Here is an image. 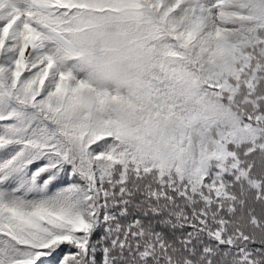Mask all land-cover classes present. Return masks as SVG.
Returning a JSON list of instances; mask_svg holds the SVG:
<instances>
[{
	"label": "snow or ice",
	"instance_id": "obj_1",
	"mask_svg": "<svg viewBox=\"0 0 264 264\" xmlns=\"http://www.w3.org/2000/svg\"><path fill=\"white\" fill-rule=\"evenodd\" d=\"M75 6L0 0V264H264V46L235 88L208 85L255 114L193 144L161 130L196 119L178 102L181 67L171 70L179 88L143 85L135 101L80 77L65 39ZM238 7L176 0L165 15L187 25H172L177 47L214 41L223 56L244 17L262 11Z\"/></svg>",
	"mask_w": 264,
	"mask_h": 264
},
{
	"label": "clouds",
	"instance_id": "obj_2",
	"mask_svg": "<svg viewBox=\"0 0 264 264\" xmlns=\"http://www.w3.org/2000/svg\"><path fill=\"white\" fill-rule=\"evenodd\" d=\"M241 2L228 0L229 10L239 13ZM159 3L160 0H74L76 6L70 10L71 21L65 32L67 55L97 90L132 101L136 100L138 78L162 71L176 84L171 70L181 67L182 98L189 102L196 119L190 124L177 119L162 121V134L167 138L186 137L199 144L215 137L218 130H237L248 116L255 114V109L239 102L222 101L211 94L208 85L230 82L235 88V74L250 62L249 58L256 61L258 48L264 46V0H251V6L262 11H251L244 17L229 43L221 45L227 48L223 56L214 41L206 46V51L199 44L177 47L172 25L175 22L178 31L187 25L179 24V15L174 18L165 15L176 0H163L162 9ZM172 51L178 52L180 58H172L169 55ZM258 62L264 63V56ZM239 94L246 95V89L240 86ZM257 94L264 97V86ZM258 147L259 156L264 158V146Z\"/></svg>",
	"mask_w": 264,
	"mask_h": 264
},
{
	"label": "trees",
	"instance_id": "obj_3",
	"mask_svg": "<svg viewBox=\"0 0 264 264\" xmlns=\"http://www.w3.org/2000/svg\"><path fill=\"white\" fill-rule=\"evenodd\" d=\"M76 67L80 69L78 65H76ZM80 77H86V73L81 71ZM143 85H151L154 91H159L161 93H168L170 89L180 87L170 82L162 71H155L151 75H146L144 77L138 78L136 81V88L139 89L140 86ZM178 102L182 107L190 109L189 102L183 99L182 96L178 97Z\"/></svg>",
	"mask_w": 264,
	"mask_h": 264
}]
</instances>
